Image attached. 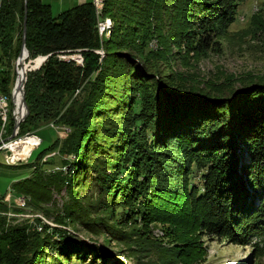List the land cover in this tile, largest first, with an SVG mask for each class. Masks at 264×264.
<instances>
[{"label": "trees", "instance_id": "trees-1", "mask_svg": "<svg viewBox=\"0 0 264 264\" xmlns=\"http://www.w3.org/2000/svg\"><path fill=\"white\" fill-rule=\"evenodd\" d=\"M240 1L185 0L177 44L185 42L195 53L208 50L235 21ZM131 10L121 0H106L103 15L115 23L106 38L99 33L101 16L93 1L55 16L43 0H0V93L9 97L11 110L15 61L24 39L31 58L48 56L27 73L29 112L19 134L38 135L47 123L71 129L64 141L33 151L28 161L0 160V174L28 170L13 183L14 190L44 203L52 202L53 189L66 188L69 200L55 219L76 230L81 225L93 235L109 233L132 244L112 225L113 206L131 204L144 194L142 199L155 207H183L185 216L209 235L252 244L249 264H264L263 78L249 75L233 87L166 71L161 66L165 53L144 54L154 36L149 23L146 27L139 19L144 13L134 11L135 17ZM128 50L140 55L141 66ZM72 53H81L84 64L60 57ZM85 79V101L62 112ZM13 126L10 113L9 134ZM53 152L62 156L54 170L47 169L55 166L47 157ZM133 208L121 214L130 216ZM7 210L0 200V264H68L75 259L99 264L107 257L97 243L87 244L64 229L42 235L28 225H8L1 215ZM48 246L55 252L52 261Z\"/></svg>", "mask_w": 264, "mask_h": 264}, {"label": "rangeland", "instance_id": "rangeland-1", "mask_svg": "<svg viewBox=\"0 0 264 264\" xmlns=\"http://www.w3.org/2000/svg\"><path fill=\"white\" fill-rule=\"evenodd\" d=\"M43 1L51 5L55 16L81 2V0ZM102 2L103 7L99 15L101 18H99L98 23L106 25L104 31H101V35H105L107 38L110 36L115 23L112 18L103 15L106 0H102ZM121 3H126L130 7L132 5V10L129 12L130 15L137 17L138 14L134 11H140V15L144 13L139 19L146 27L149 23V31L154 36L149 41V46L144 54L153 56V53L154 57H156L155 55L158 52H161L160 54L165 53L167 60H161L163 61L161 66L166 71L185 73V78L190 81L204 80L213 84L221 83L233 87L240 86V80L248 78L249 75L255 78H263L264 80V0L240 1L233 24L216 37V43L202 53H195L189 50L185 42H180L181 45L177 44V41H179L178 35L184 30L185 0H121ZM135 4L138 5L136 8L134 7ZM146 30L148 31V29ZM97 52L102 57L105 55L103 48L98 49ZM126 53L129 57H133L137 64L141 66V57L135 50H128ZM27 54L24 62L25 69L27 68L26 79L24 78L22 83L23 88L21 85V90L22 92L24 90V94L27 73L39 69L46 60L43 55L31 58L29 50ZM65 56L66 58L64 59L73 60L79 65L84 64V57L81 53L66 54ZM41 57L43 62L38 68H34L35 65L40 64ZM17 60L15 61L16 80L12 91V111L16 110L18 113L19 110L17 109L15 94L13 93L15 92L14 89L18 78ZM20 67H23V65L21 64ZM88 85V79H85L81 89H78L73 96L66 100L67 102L62 112L75 103L80 105L85 101ZM20 100V96H18V105L22 104L24 106V103ZM136 109H139V106H136ZM24 110L19 120V131L21 122L24 121L28 114H26L25 106ZM48 124L38 130V135L35 134L43 142L41 146L39 145L33 150L34 153L39 149L50 146L56 139L64 141L71 131L70 128L63 129L52 125L53 123ZM11 135L7 133L2 138L0 136V144L8 142L11 139ZM13 139H18V137ZM2 151L0 149V160L5 161ZM55 153L53 152L47 156L55 164V166L47 167V169L54 170L60 167L59 165L61 164L59 162L62 156L58 153L54 155ZM167 158L169 156L166 157V160H169ZM166 160L164 161L166 162ZM171 160L173 162V159ZM19 162L25 161L20 160L16 163ZM152 164H149L147 168L154 171ZM27 172L28 170L23 173L7 170L0 174V200H4L8 207V210L1 215L6 218V223L13 226L28 225V227L40 234L42 233V235L51 233L56 228L64 229L77 235L87 244L97 243L107 255L104 261L98 260L99 264H249L254 255V246L252 244L231 242L227 238L209 235L206 230H203L198 225V221L185 216L182 211L183 207H176L175 209L171 208L172 206L169 208L155 207L150 202L144 201V194L137 196V199L131 204L123 203V206H119L118 203L113 206L115 217L111 220V223L120 232L129 235V242L132 244L128 246L120 242L119 237H112L109 233L96 236L89 233L81 225L77 226L78 229L76 230L72 227L73 224H59L55 218L58 213H61L64 204L69 200L66 188L61 191L53 189V199L50 203L40 202L30 195L19 194L14 190L13 183L20 174ZM46 173L49 172L46 171ZM195 178L194 181H198V178ZM161 180H166V177L163 176ZM92 191L96 193L97 188H93ZM81 193L82 195L85 193L89 194L90 191ZM173 201L176 202L178 200L175 198ZM130 207H134L133 210H136L134 214L131 213V217L121 214L122 212L125 213ZM104 214L109 215V212L106 211ZM121 239L123 240V238ZM46 251L47 257L52 261L55 256L54 250L48 246ZM135 253L140 254V257H137ZM142 253L143 255H141ZM59 259L63 261L64 258L60 257ZM87 261H92V256H87ZM68 264L80 263L75 259Z\"/></svg>", "mask_w": 264, "mask_h": 264}, {"label": "built area", "instance_id": "built-area-1", "mask_svg": "<svg viewBox=\"0 0 264 264\" xmlns=\"http://www.w3.org/2000/svg\"><path fill=\"white\" fill-rule=\"evenodd\" d=\"M94 7H95V11L97 16L100 15V2H102V0H92ZM98 28H99V33L101 34V23H98ZM61 58H66L65 55H60ZM16 92V89H15ZM15 92H13L15 94ZM23 93V92H22ZM10 113H12L13 116V120H14V126H13V131H12V135L10 136V140L8 142H3L2 144H0V149L3 150L2 154L4 153V159L7 163L13 164L16 163L17 161L23 160V161H28L29 158L31 157L32 151L35 150L37 147H39V145L41 144V138H39L37 135H35L34 133H28L25 135H20L19 134V120H20V114L19 112L17 113L16 110H11L10 106H9V97L5 94L0 93V120H1V138L5 135H7L8 133V125L10 123ZM53 125V124H52ZM15 137H18V139H13ZM29 137H36L37 138V145L28 153L26 154V156L23 158H18V159H14L13 155H14V150L12 148L13 144H17L18 141H22L23 139H27Z\"/></svg>", "mask_w": 264, "mask_h": 264}, {"label": "bare ground", "instance_id": "bare-ground-1", "mask_svg": "<svg viewBox=\"0 0 264 264\" xmlns=\"http://www.w3.org/2000/svg\"><path fill=\"white\" fill-rule=\"evenodd\" d=\"M103 2H100V13H101V9L103 7ZM106 25L103 24L101 25V31H104ZM24 54L21 55L18 63H17V70H18V78L16 81V93H15V101H16V105H17V109L19 110V114L22 115V113L25 111L24 110V106L18 105V96H20V101L23 102L22 100V90H21V85L24 81L25 78V73L27 72V68L25 69V59L27 58V52L24 51ZM26 55V58H25ZM37 60V59H36ZM43 62V58L41 57V62L38 65H35L34 68H38L39 65H41V63ZM23 65V67H20V65ZM29 65V64H28ZM32 68V69H34ZM31 69V70H32ZM30 70V69H29ZM21 106V107H20ZM37 145V138L36 137H29L27 139H23L22 141H18L17 144H13L12 148L14 150V155L13 158L14 159H18V158H24L26 156V154H28L35 146Z\"/></svg>", "mask_w": 264, "mask_h": 264}, {"label": "water", "instance_id": "water-1", "mask_svg": "<svg viewBox=\"0 0 264 264\" xmlns=\"http://www.w3.org/2000/svg\"><path fill=\"white\" fill-rule=\"evenodd\" d=\"M24 51L28 52V50L26 48V44H25V39H24L23 46H22V50L20 52V55H19V58H18L17 62L19 61V59H20V57H21V55L23 54ZM47 57L48 56H45L44 59H47ZM25 79H26V76H25ZM22 88H23V85H22ZM15 89H16V86H15ZM15 89H14V91H15ZM23 103H24V106H25V108L27 110V112H26V114H27L28 113V108H27V103H26V100H25L24 90H23Z\"/></svg>", "mask_w": 264, "mask_h": 264}, {"label": "crops", "instance_id": "crops-1", "mask_svg": "<svg viewBox=\"0 0 264 264\" xmlns=\"http://www.w3.org/2000/svg\"><path fill=\"white\" fill-rule=\"evenodd\" d=\"M87 1H92V0H81L80 3L87 2Z\"/></svg>", "mask_w": 264, "mask_h": 264}]
</instances>
